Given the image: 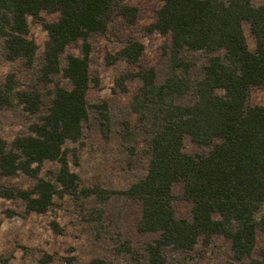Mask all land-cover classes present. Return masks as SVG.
<instances>
[{"label":"trees","instance_id":"trees-1","mask_svg":"<svg viewBox=\"0 0 264 264\" xmlns=\"http://www.w3.org/2000/svg\"><path fill=\"white\" fill-rule=\"evenodd\" d=\"M158 20L151 30L171 32V75L159 82L154 67L130 76L142 80L133 108L151 138L152 156L146 175L125 189H103L99 185L82 188L105 200L113 194L139 199L143 214L138 229L160 234L147 243L149 264H166L167 247L190 250L199 238L209 243L216 234L232 242L236 258L249 257L245 264H264L251 257L256 245L257 228L264 230V105L251 104L252 86L264 85V3L252 0H163ZM113 0H0V39L5 42L6 58H22L34 63L38 44L30 36L28 17L40 18L43 10L58 11L60 17L45 23L50 42L45 49L41 80L49 82L61 70L71 88L57 86L52 104L40 121L31 124L33 134L20 135L10 143L0 136V174L23 172L36 177L30 189L0 183V195L21 198L26 212H47L57 193L78 192L79 176L70 168L67 141L83 134V122L89 116L87 91L91 85L90 44L93 33L105 32L112 13ZM120 12L130 22L137 19L138 8L123 4ZM249 23L255 37L252 50L244 24ZM83 39L81 56L70 54L65 67L61 55L67 46ZM144 43L129 42L120 55L137 62ZM212 53L204 66V75L196 81L197 99L181 104L177 98L191 88L193 62L183 50ZM225 50V58L214 54ZM223 90V93H219ZM15 75L0 83V110L12 104ZM25 109H41V93L17 91ZM211 145L206 155L193 156L184 151V138ZM215 138L221 141L214 143ZM60 164L56 182L39 173L47 161ZM184 183V197L194 202L192 221L178 217L173 201V185ZM55 230L62 228L53 221ZM120 250H129L124 243Z\"/></svg>","mask_w":264,"mask_h":264},{"label":"rangeland","instance_id":"rangeland-1","mask_svg":"<svg viewBox=\"0 0 264 264\" xmlns=\"http://www.w3.org/2000/svg\"><path fill=\"white\" fill-rule=\"evenodd\" d=\"M113 1L116 8L107 30L88 38L92 82L87 91L89 116L83 122V134L79 140H69L65 144L70 168L79 176L80 189L57 193L53 206L44 213H27L23 199L0 195V264H149L146 245L160 233L138 229L143 214L142 201L122 194L101 200L81 190L96 185L103 189H125L146 175L152 156L151 138L133 108L142 80L130 74L154 67L159 82L171 75L172 34L150 29L158 20L164 1ZM252 3L259 5L264 0H252ZM123 4L138 8L135 22L128 21L120 12L119 6ZM59 17L58 11L48 10H43L40 18L28 17L30 36L38 44L31 66L22 58L7 59L4 39H0V83H5L10 73L15 75L13 102L0 110V136L9 143L17 136L33 134L30 126L48 113L57 86L72 87L62 70L49 82L40 78L45 49L50 42L45 23ZM244 28L249 46L254 50L255 37L249 23H245ZM133 40L145 46L137 62L120 55L123 47ZM84 42L79 39L67 46L61 55L62 67L66 66L68 55L83 54ZM214 54L226 56L223 49ZM182 55L194 64L191 88L178 97L177 102L192 104L197 99L196 81L203 77L204 66L212 53L185 49ZM34 89L41 93L42 100L41 109L36 113L26 110L17 96V91ZM250 102L264 105L263 84L251 87ZM220 141L215 138L214 143ZM212 147L213 144H199L189 135L184 138V151L193 156L206 155ZM59 167L57 161L47 160L39 175L56 182ZM36 181V177L23 172L0 174V183L6 186L30 189ZM183 193L184 183L176 181L173 185L175 213L192 221L194 202ZM53 221H58L61 231L53 228ZM120 243L130 249L120 250ZM263 250L264 230L257 228L251 257L260 258ZM164 254L166 264H245L249 260V257L236 258L231 240L222 234L214 235L209 243L201 237L190 250L167 247Z\"/></svg>","mask_w":264,"mask_h":264}]
</instances>
